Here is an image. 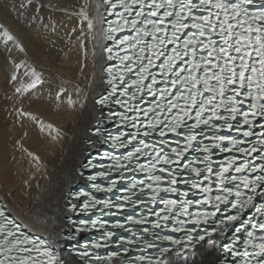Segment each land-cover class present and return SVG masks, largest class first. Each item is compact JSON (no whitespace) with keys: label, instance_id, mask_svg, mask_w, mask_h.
Listing matches in <instances>:
<instances>
[{"label":"snow or ice","instance_id":"obj_1","mask_svg":"<svg viewBox=\"0 0 264 264\" xmlns=\"http://www.w3.org/2000/svg\"><path fill=\"white\" fill-rule=\"evenodd\" d=\"M33 6L37 12L55 8L41 0H19L18 6L0 0L6 15ZM96 8L105 43L92 134L125 152L105 153L114 161L108 165L90 159L94 191L67 194L61 234L69 255L85 264H171L174 251L189 257L207 243L221 250L216 264H264V0H99ZM78 15L92 33L87 11ZM80 34L87 60L89 37L83 28ZM0 36L27 57V47L4 23ZM91 55L95 69V50ZM9 62L12 81H20L21 68L30 77L16 94L44 83L35 66L16 57ZM87 67L82 62L80 72ZM66 93L60 88L56 98ZM68 103L76 101L69 96ZM116 105L123 111H114ZM14 111L42 132L53 130L22 107ZM108 121L120 129L116 134L106 133ZM19 146L39 164L38 155ZM137 172L145 178L125 175ZM31 228L0 202V264H65ZM89 232L100 235L81 244ZM131 250L140 254L129 256Z\"/></svg>","mask_w":264,"mask_h":264},{"label":"bare ground","instance_id":"obj_2","mask_svg":"<svg viewBox=\"0 0 264 264\" xmlns=\"http://www.w3.org/2000/svg\"><path fill=\"white\" fill-rule=\"evenodd\" d=\"M13 2L18 6L19 0H8L9 5ZM41 3L55 8L45 7L37 12L33 6L21 10L23 15L20 16L0 12V23L8 26L28 49L25 57L0 36V199L8 204L13 215L27 220L35 235L61 250L65 195L81 183L75 170L90 149L83 143L90 139L87 131L97 122L93 101L103 88L98 58L104 43L100 39L102 25L96 8L99 0H41ZM82 8L93 20L92 33H88L86 21L82 23L78 15ZM81 28L89 37L85 41L87 60L80 47L84 39ZM92 36L97 39H91ZM93 50L97 54L95 69L92 68ZM10 57L35 66L42 73L44 83L38 84L30 94H16L15 88L30 82V77L22 75L25 69L21 68L20 81H12L15 70ZM82 62L88 65L83 74L80 72ZM93 71L96 72L94 80L91 79ZM60 88L67 89V93L57 99ZM69 96L76 101L75 106L69 105ZM16 107H22L45 125L51 124V133L42 132L31 119L18 118ZM17 141L40 157L39 164L21 150ZM61 256L65 264H80L63 251ZM218 257L217 248L203 243L189 257L171 256L170 260L171 264L185 261L187 264H216Z\"/></svg>","mask_w":264,"mask_h":264}]
</instances>
